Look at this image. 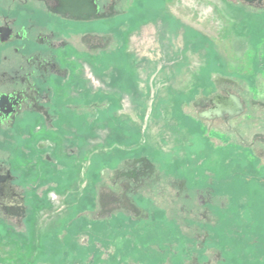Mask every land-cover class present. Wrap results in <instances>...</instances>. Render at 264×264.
<instances>
[{"label": "rangeland", "instance_id": "1", "mask_svg": "<svg viewBox=\"0 0 264 264\" xmlns=\"http://www.w3.org/2000/svg\"><path fill=\"white\" fill-rule=\"evenodd\" d=\"M118 7L63 62L57 129L31 132L16 154L30 208L10 201L0 264L179 262L161 250L179 237L173 221L131 194L127 158L139 153L212 180L219 258L264 264V0Z\"/></svg>", "mask_w": 264, "mask_h": 264}, {"label": "flooded vegetation", "instance_id": "2", "mask_svg": "<svg viewBox=\"0 0 264 264\" xmlns=\"http://www.w3.org/2000/svg\"><path fill=\"white\" fill-rule=\"evenodd\" d=\"M121 1L0 0L2 226L9 223L6 211L10 201L20 199L21 212L30 208L22 194L28 186L19 185L25 173L12 172L16 154L23 151V142L31 138V132L54 131L65 116L61 92L68 68L63 62L72 50L81 51L83 36L92 34L100 20L118 13Z\"/></svg>", "mask_w": 264, "mask_h": 264}, {"label": "trees", "instance_id": "3", "mask_svg": "<svg viewBox=\"0 0 264 264\" xmlns=\"http://www.w3.org/2000/svg\"><path fill=\"white\" fill-rule=\"evenodd\" d=\"M131 194H145L157 204L165 219H171L182 239V250L174 242L164 243V255H179V262L168 260L165 264H223L218 249L211 240L215 224V212L211 206L220 199L214 182L188 179L178 174L177 168L168 166L164 160L139 153L128 157ZM217 197V198H216ZM131 216V215H129ZM178 243V242H177ZM176 246V247H175ZM171 262V263H170ZM164 264V263H163Z\"/></svg>", "mask_w": 264, "mask_h": 264}]
</instances>
